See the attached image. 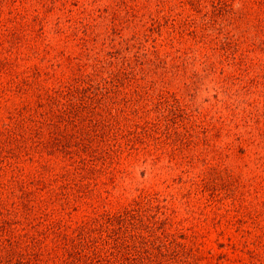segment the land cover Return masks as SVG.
I'll return each mask as SVG.
<instances>
[{"label": "rangeland", "instance_id": "1", "mask_svg": "<svg viewBox=\"0 0 264 264\" xmlns=\"http://www.w3.org/2000/svg\"><path fill=\"white\" fill-rule=\"evenodd\" d=\"M0 264H264V0H0Z\"/></svg>", "mask_w": 264, "mask_h": 264}]
</instances>
